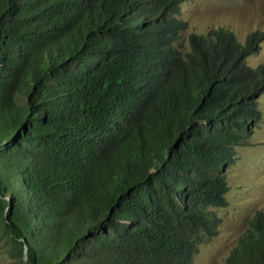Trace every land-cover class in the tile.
Wrapping results in <instances>:
<instances>
[{
  "label": "trees",
  "instance_id": "16d2710c",
  "mask_svg": "<svg viewBox=\"0 0 264 264\" xmlns=\"http://www.w3.org/2000/svg\"><path fill=\"white\" fill-rule=\"evenodd\" d=\"M183 0H0V217L15 264H193L225 167L263 116L264 62ZM26 256L24 258V249ZM225 264H264V210Z\"/></svg>",
  "mask_w": 264,
  "mask_h": 264
},
{
  "label": "rangeland",
  "instance_id": "374dc122",
  "mask_svg": "<svg viewBox=\"0 0 264 264\" xmlns=\"http://www.w3.org/2000/svg\"><path fill=\"white\" fill-rule=\"evenodd\" d=\"M177 17L187 22L181 33L180 48H188L190 33L206 32L219 25L228 26L244 41L252 31L264 33V0H183ZM246 59L254 66L264 62V35L258 49ZM258 101L263 116L253 126L250 144L238 145L234 159L225 167L230 189L226 194L228 204L214 207L219 218L218 232L199 244L193 264H225L226 256L249 226L252 216L257 210H264V88ZM8 240L0 217V264L16 262Z\"/></svg>",
  "mask_w": 264,
  "mask_h": 264
},
{
  "label": "water",
  "instance_id": "95a60500",
  "mask_svg": "<svg viewBox=\"0 0 264 264\" xmlns=\"http://www.w3.org/2000/svg\"><path fill=\"white\" fill-rule=\"evenodd\" d=\"M24 258H27V256H26V247L24 249Z\"/></svg>",
  "mask_w": 264,
  "mask_h": 264
}]
</instances>
